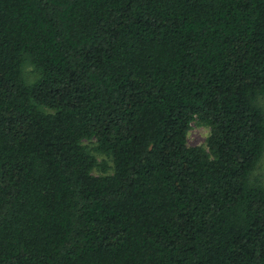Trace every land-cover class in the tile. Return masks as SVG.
<instances>
[{
	"label": "trees",
	"instance_id": "obj_1",
	"mask_svg": "<svg viewBox=\"0 0 264 264\" xmlns=\"http://www.w3.org/2000/svg\"><path fill=\"white\" fill-rule=\"evenodd\" d=\"M262 95L264 0H0V264H264Z\"/></svg>",
	"mask_w": 264,
	"mask_h": 264
},
{
	"label": "rangeland",
	"instance_id": "obj_2",
	"mask_svg": "<svg viewBox=\"0 0 264 264\" xmlns=\"http://www.w3.org/2000/svg\"><path fill=\"white\" fill-rule=\"evenodd\" d=\"M24 75L27 80V82L31 83L35 81L38 78V74L34 71V67L30 64H27L24 68ZM259 102L264 108V95H262L259 98ZM211 133L210 127L202 122L199 118H195L190 126V129L187 133V139H188V145L190 146H201L205 148L206 150H209L208 148V139ZM95 142V139H86L84 140V143L87 145L92 146ZM95 156L98 160V162L107 161L109 166L111 167L108 173H113V162L111 158H108L105 154L94 152ZM92 173L94 175H103V173L99 168H94ZM255 175L262 181L264 184V154L263 157L260 160V163L255 171Z\"/></svg>",
	"mask_w": 264,
	"mask_h": 264
}]
</instances>
